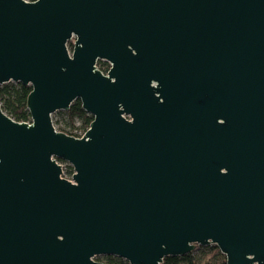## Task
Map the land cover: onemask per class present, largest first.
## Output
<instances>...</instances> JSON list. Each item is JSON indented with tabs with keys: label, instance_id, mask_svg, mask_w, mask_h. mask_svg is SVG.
Listing matches in <instances>:
<instances>
[{
	"label": "water",
	"instance_id": "1",
	"mask_svg": "<svg viewBox=\"0 0 264 264\" xmlns=\"http://www.w3.org/2000/svg\"><path fill=\"white\" fill-rule=\"evenodd\" d=\"M9 81L31 120L0 102V264H264V0H0ZM77 98L82 136L52 118Z\"/></svg>",
	"mask_w": 264,
	"mask_h": 264
},
{
	"label": "trees",
	"instance_id": "2",
	"mask_svg": "<svg viewBox=\"0 0 264 264\" xmlns=\"http://www.w3.org/2000/svg\"><path fill=\"white\" fill-rule=\"evenodd\" d=\"M72 45L73 43L70 42V46ZM31 90V85H25L21 82L9 81L2 84L0 86V102L3 110L17 121H30L31 116L27 107V100ZM56 112L64 115L63 124L56 128L75 136L79 135L74 132L75 129H80L84 132L93 120V115L83 109L80 98L75 99L68 110H58ZM76 121H79L80 124L76 125ZM53 122L56 124L60 120H53ZM65 173L67 177L73 174V166L71 164L65 167ZM197 247L207 251L210 259L203 260L202 256L193 254ZM194 250L184 255L166 256L161 264H227L226 256L215 244L197 245ZM96 259L110 264H130L127 260L115 255H98Z\"/></svg>",
	"mask_w": 264,
	"mask_h": 264
},
{
	"label": "rangeland",
	"instance_id": "3",
	"mask_svg": "<svg viewBox=\"0 0 264 264\" xmlns=\"http://www.w3.org/2000/svg\"><path fill=\"white\" fill-rule=\"evenodd\" d=\"M52 118H53V120H57V119L60 120L59 123H56V124L54 123L55 127L60 126V125L63 124L64 115L61 114L60 112H54L53 115H52ZM79 124H80V122L76 121V125H79ZM77 130L80 131V129H77ZM60 162H63V160L60 161ZM63 163H64L65 167L69 164L67 161L63 162ZM70 177H72V175ZM193 254H195L197 256H200V257L202 256L203 260H209L210 259V256L207 255V251L201 249V247H197V249L193 251Z\"/></svg>",
	"mask_w": 264,
	"mask_h": 264
},
{
	"label": "flooded vegetation",
	"instance_id": "4",
	"mask_svg": "<svg viewBox=\"0 0 264 264\" xmlns=\"http://www.w3.org/2000/svg\"><path fill=\"white\" fill-rule=\"evenodd\" d=\"M111 65H112L111 62L109 60H107V59L100 58V59L97 60V66L104 74L108 73L109 69L111 68ZM153 84L155 85L156 82L154 81ZM95 259H96V257H95Z\"/></svg>",
	"mask_w": 264,
	"mask_h": 264
},
{
	"label": "built area",
	"instance_id": "5",
	"mask_svg": "<svg viewBox=\"0 0 264 264\" xmlns=\"http://www.w3.org/2000/svg\"><path fill=\"white\" fill-rule=\"evenodd\" d=\"M74 132H77L79 135L78 136H82L84 133H85V131L83 132V131H79V130H77V129H75L74 130ZM59 162L60 161H62V160H58ZM64 162V161H63ZM63 162H61L62 163V165H63V176H65V177H67V175H66V173H65V165H64V163ZM73 172H74V170H73ZM67 178H71V177H67Z\"/></svg>",
	"mask_w": 264,
	"mask_h": 264
}]
</instances>
